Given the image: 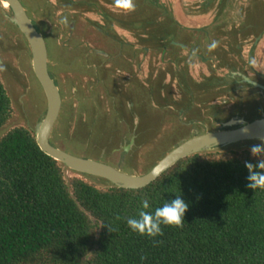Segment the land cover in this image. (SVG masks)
I'll use <instances>...</instances> for the list:
<instances>
[{
	"label": "trees",
	"instance_id": "obj_1",
	"mask_svg": "<svg viewBox=\"0 0 264 264\" xmlns=\"http://www.w3.org/2000/svg\"><path fill=\"white\" fill-rule=\"evenodd\" d=\"M68 1L73 7L91 4ZM144 1L151 8L149 15L158 11L157 16L167 22L165 29L171 27L176 36L153 34L155 14L143 19L145 26L138 18L130 24L152 50L160 51L162 59L168 57L180 93L172 103L169 87L152 80L146 99L163 108L174 104L183 116L191 113L189 121H198L202 114L192 104L202 103V95L205 103L214 100L224 79L212 74L196 82L186 76L184 67L174 71L173 65L180 66L184 59L178 56L181 46L170 42L183 44L189 57L198 52L206 59L217 55L218 68L227 65L220 55L223 44L218 43V54H205L195 47L201 35L213 37L208 26L182 28L163 5ZM215 1L204 0V5L211 7ZM104 17L113 22L110 15ZM223 35L222 23L219 41ZM208 109V115L221 112L215 104ZM12 112L0 78V130ZM235 114L223 117L228 120ZM242 142L186 156L144 187L128 189L105 179V185H97L74 171L67 176L69 169L40 150L33 129L10 128L0 136V264H264V189L246 187L245 161L256 163L257 158L250 145L239 149ZM177 195L188 204L182 227L161 224L163 235L149 237L127 225L126 218L138 216L143 200L149 202L144 211L154 214Z\"/></svg>",
	"mask_w": 264,
	"mask_h": 264
},
{
	"label": "rangeland",
	"instance_id": "obj_2",
	"mask_svg": "<svg viewBox=\"0 0 264 264\" xmlns=\"http://www.w3.org/2000/svg\"><path fill=\"white\" fill-rule=\"evenodd\" d=\"M94 1L98 3L97 6L89 0L91 3L89 8L75 5L73 7L69 4L66 8L68 12H61V10L57 12L61 7H66L62 6L59 0H20L28 16L43 34L48 50V60L51 59L50 64H54L56 77L64 88L60 89L61 108L50 134V141L55 146L79 157L95 159L115 167L121 166L126 173L140 175L147 172L164 154L181 141L209 130L221 129V124L227 121L225 118L228 114L238 110L242 112L247 110L246 121H251L260 117V110L263 109L264 112V105L261 103L264 102V94L258 95L259 105L250 92H244L243 95L236 93V96L232 97L226 86L230 79H227L225 86L216 88L219 94L214 100L205 103L203 95L201 96L202 103L198 102L197 106L202 117H197L198 121H189L187 119V115L191 114L189 112H186L184 116L177 114L178 107L174 104L163 108L156 105L154 101L148 102L146 94H148L149 82L152 80L160 84L163 82L169 87L172 103L180 97L177 80L171 73V62H168V57L166 58L165 55L162 59L160 51L152 50L130 24L133 19L138 18L141 20L139 22L145 26L143 19H148L151 8L148 4L144 5L146 4L144 0H134L135 11L125 12L115 6L114 0ZM153 1L158 5H163L166 11L172 13V17L182 28L208 26V31L214 33L213 37L201 35L197 40L200 39L204 46L197 41L195 48L204 49L207 55L218 54V35L225 19L224 11L216 15L213 10H205L202 6L204 0ZM240 1L242 0H234L235 3ZM53 3H57L54 9ZM214 5L223 7V0H216ZM244 7L247 13V18L242 21L244 31L260 28L261 21L264 19V2L248 0ZM158 13L154 10L151 16L155 14V17L150 16L152 18L150 19L156 22L153 34L159 32V34L176 36L170 29L171 27L168 30L165 29L167 22L162 21L161 17L157 16ZM104 14L110 15L113 22L107 21ZM10 15L9 9L0 2V65H3L5 69L0 71V78L11 98L13 108L11 118L0 130V136L18 125L34 129L46 108L44 94L32 71L28 44L17 27L9 21ZM230 16H233V21L236 20V13ZM65 17L68 20L67 25L60 23ZM114 18H118L117 23ZM215 18H217L216 23H214ZM121 19L126 22L124 25ZM218 26L219 30H216ZM172 27L175 28V25L172 24ZM178 38L189 37L178 35ZM223 38L222 36L220 39L222 43ZM213 42H215V47L210 48ZM170 43L178 44L179 48L181 46L182 51L178 56L184 59L180 66L173 65L174 71L184 67L186 76L196 82H201L204 77L210 76L212 71H210V65L206 64L207 57H204L206 55L198 52L201 57L193 55L189 57L184 45L174 40ZM250 43H244L245 55H248V51L252 48ZM220 55L221 58L224 57L223 52ZM63 56L68 57L69 63L63 62L62 58H65ZM246 58L254 67L264 70V39L254 48L251 59L248 56ZM209 63L216 66L213 71L216 76L226 77V71L218 68L215 61H209ZM104 67L108 70L107 72L101 69ZM96 71L104 77L108 74L109 80L110 78L119 79L126 90L117 92L116 98L112 99L114 91L111 88L109 90L104 88V85L96 78L98 76ZM246 71L250 74L247 67ZM162 77L164 78L160 81ZM107 83L109 84V81ZM111 87L115 88V85L111 84ZM126 98H129L132 103L131 108L128 103L124 105L126 113L129 109L142 110L143 118H135L133 121L138 129L143 127L144 138L141 135L140 142L135 141L134 145L128 148L124 159L120 160L123 146L130 137L126 123L117 121L120 118L117 115V108L125 103ZM241 98L245 99L244 103ZM211 104L219 106L221 112H216L214 115L205 113L206 110H210L208 108ZM259 143L260 141L256 140L244 141L239 145V149ZM121 161L122 164H118ZM71 171L67 170L66 175L75 174ZM86 179L97 185L106 184L100 177L88 175Z\"/></svg>",
	"mask_w": 264,
	"mask_h": 264
},
{
	"label": "water",
	"instance_id": "obj_3",
	"mask_svg": "<svg viewBox=\"0 0 264 264\" xmlns=\"http://www.w3.org/2000/svg\"><path fill=\"white\" fill-rule=\"evenodd\" d=\"M0 2L7 3L11 12L9 21L17 27L28 44L32 71L45 97V113L33 129L36 143L41 151L63 164L67 169L103 178L117 187L137 189L152 182L186 156L240 141L259 140L256 137L264 135V116L251 121L234 116L223 122L221 129L206 131L181 141L164 154L147 172L140 175L126 173L122 171L121 166L115 167L95 159L79 157L55 146L50 141V134L58 118L62 99L59 88L49 73L45 39L35 27L20 0H0ZM246 80L250 82L249 79ZM251 83L258 85L252 81Z\"/></svg>",
	"mask_w": 264,
	"mask_h": 264
},
{
	"label": "flooded vegetation",
	"instance_id": "obj_4",
	"mask_svg": "<svg viewBox=\"0 0 264 264\" xmlns=\"http://www.w3.org/2000/svg\"><path fill=\"white\" fill-rule=\"evenodd\" d=\"M59 1L62 3V6H66V7H61L57 12H59L60 10H61V12H68V9H66V8L70 4V2L68 0H59ZM259 1L264 2V0H259ZM247 2H248V0H247ZM247 2H246V0H244V1L242 0L240 2L235 3L234 0H223V7L219 6V5H213V6L209 7V6H205L204 4L202 6L207 11L213 10V12H215L216 15L220 12L223 13V11L225 13V19L226 20L224 19V22H223V32H224L223 37L224 38H223V43H221V45L223 44L222 45L223 53H224L223 58H225L224 60L227 63V65H226V67H222L221 69H224L227 74H226V77H224V76L222 77L224 79V81L220 86H222V87L225 86L227 79L228 80L230 79V82H228L229 84L226 85L229 95H232V97H233V96H236L235 95L236 93H237V95H241V94L243 95L244 92L245 93L250 92V93H252L254 100L257 102V105H259L258 95L261 96L264 94V70H261L259 68L254 67L252 64L249 63L248 60H246V59H248L246 57L248 56L251 59V57L254 54V48H256V46L258 44H261L263 42V39H264V19H262L263 21H261L260 28H258V29L257 28L246 29L244 31V27H242V24H243L242 21L245 18H247V13L245 11L246 8L244 7V6H246ZM56 4L57 3H53V6H52L53 9L56 8ZM80 5L86 7V4H84V5L80 4ZM52 13H53L52 14L53 17H55L54 12H52ZM232 13H236V16H235L236 20H234V21H233V19H234L233 16L232 17L230 16ZM55 19H56V17H55ZM216 20H217V18H215L214 22H216ZM74 38H75V36H74ZM53 39H55V37ZM219 42H221V40ZM247 42H251L250 45L252 48H251V50L248 51V55H245L243 47H244V43H247ZM181 45H183V44H181ZM101 55H103V54H101ZM194 55L201 57V55L199 53H194ZM63 57H65V58L61 57L63 62L69 63L68 57L67 58H66V56H63ZM76 57H78V56H76ZM215 58H217V55L214 56L213 59H207V62L215 61L217 64V59H215ZM50 60L51 59L48 60V69H49L50 76L53 78L55 84L58 86L59 91H60V89L63 90L64 89L63 84H61V82L57 79L56 72L54 71L55 69H53L54 64L53 65L50 64V62H51ZM73 60H76V58H73ZM203 60H206V59H203ZM218 62H219V60H218ZM72 63H74V62H72ZM75 63H77V65H79L78 62H75ZM215 67H216L215 65L211 64L209 67L210 71L211 70L214 71ZM246 67L250 70L249 71L250 74L247 73L248 71H246ZM101 69H105V70H103L105 72L108 71L105 67L101 68ZM213 71L211 72V74H215ZM95 73H96V75H98V76H96V78L98 80H100L101 84L104 85V88L106 90H109L111 88L114 91L113 92L114 96L112 99L116 98V96L118 95L117 92H124L126 90V89H124V87H122L123 84H121L119 82L118 78H117L118 80H116L114 78H110V80H109L107 78L108 74H106L104 77L102 75H99V71H96ZM233 73H236V75L234 76ZM246 79H249L250 82ZM232 80H234V81H232ZM107 81H109V84L107 83ZM251 81L257 83L258 85L255 86L254 84L251 83ZM111 84H114L115 88L111 87ZM108 94L112 95V93H108ZM60 95H61V91H60ZM61 99H62V95H61ZM241 101L244 103L245 99L241 98ZM126 103L129 104L130 108L132 107V103L130 102V99L126 98L125 103L119 105L117 108V111H118L117 115L120 117L117 121L118 122L123 121L126 123L127 129H128V134L130 137L129 140L127 141V143L123 146L122 155L120 157L121 158L120 160L124 159V156L127 154L128 148L131 147L132 144L134 145L135 141H136V143H137V141H138V143L140 142L139 139H140V137L142 138L143 132H144L143 127H140L138 129V126L133 121V120H135V118L136 119H142L143 118V115L141 113L142 110H140L139 108L138 109H129L128 112L126 113L125 112V106H124ZM197 103L192 104L193 110L198 108ZM261 103L264 105L263 101ZM114 104H115V102H114ZM259 107H261V105ZM176 110H177V114L178 113L182 114L180 109L179 110L176 109ZM239 111L240 110L236 111L235 115H238L239 117L246 120L247 110H244L243 112L242 111L239 112ZM260 112H259L260 117L264 116L263 109H262V111L260 110ZM127 114L131 117H129ZM130 118H132V121H130L131 120ZM117 123L115 125H117ZM209 131H213V130H209ZM124 136L125 135H123V137ZM143 138H144V136H143ZM246 141H248V140H246ZM256 141H260V140H256ZM118 164H122V161L119 162Z\"/></svg>",
	"mask_w": 264,
	"mask_h": 264
},
{
	"label": "clouds",
	"instance_id": "obj_5",
	"mask_svg": "<svg viewBox=\"0 0 264 264\" xmlns=\"http://www.w3.org/2000/svg\"><path fill=\"white\" fill-rule=\"evenodd\" d=\"M114 3L117 8L122 9L125 12L135 11L136 9L134 0H114ZM60 23L67 25V18L65 17L61 19ZM214 47L215 42L210 45V48ZM4 70L3 65H0V71ZM233 75L235 76L236 73H233ZM256 138L261 142L251 146L250 153L253 157L257 158V161L256 163L245 161V167L248 170V176L246 177L248 183L246 184V187L254 191L257 188L264 189V172L259 171L264 170V135ZM148 208L149 202L145 199L141 202V210L138 212V216L135 218H126V223L132 231L137 232L140 235L156 237L158 235H163L161 224L176 227L183 226V218L188 208V204L184 199L177 195L176 198L169 200V202L165 203L162 207H158L154 214L144 211V209ZM117 219H120V217H117ZM141 259H146V257L142 256Z\"/></svg>",
	"mask_w": 264,
	"mask_h": 264
},
{
	"label": "bare ground",
	"instance_id": "obj_6",
	"mask_svg": "<svg viewBox=\"0 0 264 264\" xmlns=\"http://www.w3.org/2000/svg\"><path fill=\"white\" fill-rule=\"evenodd\" d=\"M1 4L4 6V7H8L7 3L6 2H1Z\"/></svg>",
	"mask_w": 264,
	"mask_h": 264
}]
</instances>
